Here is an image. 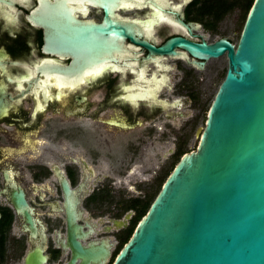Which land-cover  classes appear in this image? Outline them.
Masks as SVG:
<instances>
[{
    "label": "water",
    "instance_id": "obj_1",
    "mask_svg": "<svg viewBox=\"0 0 264 264\" xmlns=\"http://www.w3.org/2000/svg\"><path fill=\"white\" fill-rule=\"evenodd\" d=\"M191 25L168 0H0V122L18 127L116 71L123 80L103 105H142L166 80L162 54L188 51L203 67L227 50L196 148L181 154L112 264H264V0H253L236 45L201 40ZM71 245L95 258L74 234ZM98 250L102 264L108 248Z\"/></svg>",
    "mask_w": 264,
    "mask_h": 264
},
{
    "label": "flooded vegetation",
    "instance_id": "obj_2",
    "mask_svg": "<svg viewBox=\"0 0 264 264\" xmlns=\"http://www.w3.org/2000/svg\"><path fill=\"white\" fill-rule=\"evenodd\" d=\"M193 2L168 0V6L180 5L185 23H199L191 27L201 40L227 37L236 45L223 33L206 36L217 33L223 18L200 17ZM162 56L170 65L162 68L166 80L159 79L156 98L139 99L142 105H103L111 100V85L123 80L116 71L108 82H80L51 99L32 126L0 122V147L26 149L0 155V264H68L72 257L75 264H98L99 247L108 248L102 264H112L154 199L157 182L179 160L177 152L196 148L210 105L205 109L203 98L228 66L227 50L203 67L188 51V59ZM218 57L225 59L219 71ZM73 234L95 250L94 259L86 262V254L73 251Z\"/></svg>",
    "mask_w": 264,
    "mask_h": 264
},
{
    "label": "trees",
    "instance_id": "obj_3",
    "mask_svg": "<svg viewBox=\"0 0 264 264\" xmlns=\"http://www.w3.org/2000/svg\"><path fill=\"white\" fill-rule=\"evenodd\" d=\"M253 0H194L193 9H195V13L199 14L200 17L204 15H214L216 19L223 18L228 12L237 8L240 11V24L241 28L243 26L244 20L246 18L247 12L252 4ZM186 150H180L177 152V157L185 152ZM170 165L169 169L172 168ZM161 179L157 182V186L153 191L152 198L155 196L160 185L163 183ZM151 198L148 200L147 205L150 203ZM141 213L138 214L137 218H139Z\"/></svg>",
    "mask_w": 264,
    "mask_h": 264
},
{
    "label": "rangeland",
    "instance_id": "obj_4",
    "mask_svg": "<svg viewBox=\"0 0 264 264\" xmlns=\"http://www.w3.org/2000/svg\"><path fill=\"white\" fill-rule=\"evenodd\" d=\"M241 31V24H240V11L239 9L235 8L232 11L228 12L222 19V21L219 23V29L216 34H209L204 31V34L208 36L209 38L213 39L218 37L219 34L223 33L226 35L231 36L232 40L234 42L238 41V37ZM225 63L224 57H218L217 58V71L220 69V65ZM222 79V76L217 74L216 81L213 85L210 86L209 92L206 96V98H203L204 102V108L206 109L208 105L211 102V99L213 98V95L215 91L217 90L220 81ZM170 166H168L169 168ZM156 184H154L155 186ZM157 186V185H156ZM155 186V188H156Z\"/></svg>",
    "mask_w": 264,
    "mask_h": 264
}]
</instances>
